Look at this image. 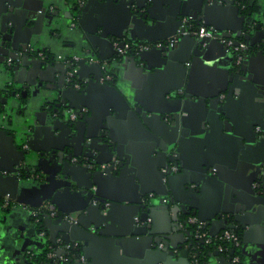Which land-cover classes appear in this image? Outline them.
<instances>
[{
  "label": "water",
  "instance_id": "obj_1",
  "mask_svg": "<svg viewBox=\"0 0 264 264\" xmlns=\"http://www.w3.org/2000/svg\"><path fill=\"white\" fill-rule=\"evenodd\" d=\"M50 1L52 10L49 9V0H12L10 3H5L0 12L3 19L2 24L12 21L8 15H5L7 10L12 7V11L15 10L18 14L26 15L28 24L46 26L49 23V18L58 17L61 14L59 12L61 6L57 2L61 0H56V3L53 0ZM103 2L107 9L119 7L124 10L126 25L119 32H100L94 36V39L106 40L108 47H111V53L107 57H102L91 52L85 55L87 60L82 58L78 61L76 68L80 74L79 78L83 79L81 75L83 70L87 71L90 76L82 89H76L70 84L60 90L63 88L62 86L55 97L53 88L42 82L21 81L18 71H21L25 66L24 59L27 56L26 54L19 55L18 50L20 48L22 51L26 50L30 42L18 40L17 42L14 39H7L6 42L0 41L1 46L7 47V52L3 55L14 60V65L8 69L0 68V171L1 165L3 170L7 171V174L0 173V199H8L24 208L27 206L25 198L32 195L33 190L40 194L43 190L48 191L42 199V223L39 228H46L47 222L50 221V223L65 224L72 232H81V235L71 240L67 231L59 229L64 233L59 232V235H56L59 236L58 239L56 236L52 239L50 234L45 240L44 251L53 249L56 257L66 256L67 260L63 264H69L71 259L67 245H72L70 249L76 250L78 246L81 248L78 243L89 244L91 239L99 235H112L123 239L126 243L137 240L142 243L148 240L149 243H152L153 248L157 247L159 254L163 255L167 252L172 255V249L176 246L170 247L168 244L177 239L176 237L182 239L174 242L175 245L188 246L191 243L189 240L192 238L191 230L182 229L179 226V220H182L185 215H196L199 220L207 223L218 222L223 229H234L235 226L244 229L246 225L255 224L264 232V185L253 186L256 177L251 179L252 181L247 187L249 193L243 194L241 198L243 206L240 209H221L211 215H204L205 217L198 210L199 207L196 204L198 199L195 193L201 191L200 180L215 181L221 176L222 171L219 165H214V162L217 161L212 155L203 154L196 167L199 172L197 178L187 179L185 177L189 172H186V166L180 162V158H183L180 153L185 149L186 144L181 139L184 120L179 113L186 111L192 113L194 106L199 105V101L202 102L197 95L191 97L192 91L189 92L188 85H184L180 81L163 91L162 101L164 102L162 103L164 107L153 112L152 115H147L149 110L142 102H138L137 105L135 101H132V89L129 87L127 90L124 83L127 73L132 69L159 75L171 65H178L177 67L181 71L180 78L187 79L194 74L197 63L200 60L203 61L206 55L214 50V47L221 49V57L225 58L226 48L220 42V38L231 36L236 39L241 37L248 45L257 48L254 54L246 52L245 58L239 65L235 63L232 54H227L226 59L231 63L228 81L232 82V76L247 71L252 57L264 56V36L260 39H250L251 32H255L253 29H259L260 25L252 23L255 19L247 13V6L245 14L241 15L242 22L236 28L237 31L230 29L231 32L225 33L222 31L223 28L218 25L219 16L222 11L229 8H233L238 13V0H169L168 10L177 20V25L175 28L161 33L162 29L157 28L160 18L154 14V6L147 5L148 0L144 3H141L140 0H104ZM85 5L86 3L78 15L79 24ZM71 17L68 16V19ZM182 17H187L192 22H202L212 26L216 31L214 37L197 38L194 35H182L172 46L157 47L153 45L149 49L131 52L128 57L117 55L112 44L113 41H118L122 45L125 40L134 44L164 40L177 32ZM255 18L257 19V17ZM62 27L66 28L64 24ZM183 43L187 46H183ZM213 45L215 46L212 47ZM91 47H94L93 42ZM185 53L187 55H184ZM151 56H154L152 64L149 63ZM103 61L108 64L109 70H112L110 82L100 81L102 76L100 66ZM3 62L4 59H1L0 63ZM40 62L45 64L46 60ZM60 64L64 68V63ZM95 69L98 72L97 75ZM39 80L42 81V79ZM91 83L94 87L104 90L108 96L106 99L111 110L118 112L122 106L131 108V111L138 116L137 123L146 126L151 131L147 139V148L152 153L156 182L159 186L145 191L146 197L142 201L131 202L136 209L141 208L138 215L140 223L130 222L127 226L131 229L125 228L123 232H108L105 228L108 226L112 208L118 204L116 197L109 193L112 183L119 181L123 173L122 169L127 167V155L123 152L128 149V145L114 136L116 124L111 116L102 119L101 125L98 120L99 125L97 126L92 120L95 114L94 110L90 111L89 116L83 112L87 111L85 107L89 108L84 102V95H86L84 93L89 91ZM64 84H66L65 81L62 82V85ZM228 88L230 89V87ZM218 96L219 94L216 93L208 98L209 108L223 102L224 105L226 104V97L222 99ZM54 98L58 99V102L52 103ZM53 104L54 107H52ZM61 104L65 105L64 108L67 111L72 110L77 113V119L69 120L67 111L60 112ZM160 125L167 126L169 135L158 129ZM252 125L259 127L257 133L254 131V138L251 140L255 144L263 139L264 125L256 121ZM167 128L163 127L164 130ZM23 144L27 145L26 149L22 148ZM38 144L42 146L37 147ZM170 164L177 165L178 170L176 172L169 169L165 172L161 170L168 168ZM262 166L264 167V165ZM253 172H256L257 176L264 175V168L257 167ZM177 186L179 190H182L177 191ZM76 189L77 192L84 195L79 208L80 218H76V215L69 210V201L60 200V197L69 196ZM251 204L255 206L251 208ZM185 207L188 210H185ZM189 208L194 210L190 211ZM250 208L252 212H249ZM51 210L56 211L55 216L50 215ZM163 214L174 223H171L169 229L159 230L155 228L156 221ZM224 215L232 217L230 219L229 217L223 218ZM147 217L151 218L150 222H147ZM38 237L44 236L39 235ZM116 240L119 244V239ZM232 252L231 249L230 254ZM183 253L188 257L187 247L183 249ZM212 254L217 257L219 264H230L226 257L216 250ZM83 257L85 258V256Z\"/></svg>",
  "mask_w": 264,
  "mask_h": 264
},
{
  "label": "crops",
  "instance_id": "obj_2",
  "mask_svg": "<svg viewBox=\"0 0 264 264\" xmlns=\"http://www.w3.org/2000/svg\"><path fill=\"white\" fill-rule=\"evenodd\" d=\"M11 1L0 0V12L3 10L4 4L10 3ZM53 1L56 3V0ZM78 1L83 2V5L86 3L80 24L78 23V29L69 30L65 27L63 28V24L65 26L68 23V27L70 26L71 18L68 19V16L74 14L75 9L73 5ZM103 1H57L58 5L61 6V9H59L61 14L58 17L52 16L49 18V23L46 26H32L28 24L26 15L22 13L18 14L15 10L12 11V7L5 14L12 19L10 23L5 24L4 22L2 24L3 19L0 14V41L4 40L6 42L7 39L29 41L28 46L31 45L37 50L47 48V51L52 54L46 59L45 64L38 61L32 55H26L27 57L24 59L25 66L22 67L23 69L21 71H18V76L21 81L42 82L52 87L54 96L57 97V91L60 87L62 88L63 86L60 89L63 90L67 85H62L63 66L54 60V54H77L80 57L79 61L82 58L85 59V55L91 52L102 57H107L111 53V47H108L106 40L102 38L97 40L94 39V36L100 32H119L126 25V22L124 10L119 7H110L107 9L103 5ZM238 1V13L233 8L222 11L218 19V25L223 28L222 31L225 33H229L231 30L237 31L236 28L242 22L241 15L246 12L245 9L240 12L241 5H245L247 6V13L251 14L255 19L252 23L260 25L259 29H253L255 32H251L250 39H260L264 36V0ZM140 2L144 3L147 0H140ZM48 5H52L50 0ZM147 5L154 6L153 12L160 18V23L157 28L162 29L161 33L176 27L177 20H175L168 10L170 7L169 0H148ZM104 8L106 9L103 10ZM192 24L194 26L205 25L202 22L198 24L192 22ZM262 41L263 38L261 39ZM90 42L94 43L93 48ZM155 42L144 43L153 44ZM183 46L186 47L187 44L183 43ZM6 48L4 46L0 47V60L2 55L7 52ZM220 50L218 47H214V50L204 58V60L206 59L205 61L200 60L197 63L194 74L187 77V79L180 78L179 73L181 71L177 67L178 65L169 66L159 75L153 72H140L132 69L124 79L127 90L129 87L132 89V101H135L137 105L139 104L138 102H142L149 110L147 111V115H152L153 112L161 110L160 108L164 107L162 103L164 102L162 101V92L168 90L180 81L184 85H188L190 90L188 91H192V98L197 95L202 100V102H198L199 105L194 106L192 113L186 111L180 112L179 115L184 120L181 139L186 145L185 149L180 153L183 157L180 158V162L186 166V172H189L185 177L187 179L197 178L199 172H197L198 169L196 167L200 163L203 154L212 155L214 160L217 161L214 162V165H219L222 171L221 176L215 181L200 180L201 186L199 188L201 191L195 193L198 203L196 201L193 202H196L199 207L197 209L200 210L203 216L211 215L221 209H240L243 206L241 198L245 192L249 193L247 187L252 181V178L256 177L254 178L255 182L253 186L256 184L260 186L264 185V175L257 176L256 172H253L257 167L264 168L262 166L264 165V135L262 136L263 139L258 143L253 144L251 142L254 138V131H258V126L254 127L252 123L256 121L264 125V56H259L258 58L252 57L247 71L235 74L232 76V82H230L228 81V72L231 68V63L226 59L227 54L230 52L226 51L225 58H222V51ZM250 53L254 54V52ZM130 55L131 52H128L124 54V57ZM184 55L187 54L185 53ZM153 60L154 56H151L149 63L152 64ZM94 71L97 75V70L95 69ZM110 71L112 70L110 69ZM87 73L85 70L81 72L85 82L90 77ZM78 75L80 76V74ZM39 79H42V81ZM89 86V91L84 93L86 94L84 95V102L89 106V108L85 107L87 109V112H85L86 116H89L90 111L94 110L95 114L92 120H94L97 126L99 125L98 120L101 125L102 119L111 116L115 122L114 124H116L114 136L128 145V149H125L123 152L127 155V167L122 169L123 173L119 181L112 183L109 193L116 197L118 204L112 208L108 226L105 228L108 232H123L125 228L127 230L131 229L127 226L130 222L135 221L140 223L139 219L136 220L135 218L138 217L141 208L136 209L135 205L131 202L137 200L142 201L146 197L145 191L159 186L156 182L155 163L152 160V153L147 148V139L151 131L146 126L137 123L138 116L131 111V108H123L122 106L118 112L111 110L106 99L108 96L104 93V90L94 87L92 83ZM227 87H230V89H227ZM216 93L222 99L226 97V104L224 105L223 102L209 108L208 98ZM54 101L57 102L58 99L54 98ZM219 107L221 108L219 109ZM163 127L167 128V126L160 125L158 129L169 135L168 128L164 130ZM41 146L38 144L37 147ZM2 169L3 166L1 165ZM176 188L178 189L179 187L177 186ZM181 190L178 189L177 191ZM47 192L43 190L40 194L33 190L32 195L26 196L25 198V202L27 203L26 207L21 208L18 204L14 203L8 209L0 210V264H38L30 258L27 253L28 250L37 257L41 256L44 252L45 240L48 235L50 236L51 234L52 239H54L56 235H59V229L67 231L69 233V239L71 240L81 235L79 231L72 232L65 224H55L48 221L47 227L43 228L45 235H47L38 237L40 234L36 229L37 225L30 217L29 209H40L41 212V207L43 206L42 199ZM83 198L84 195L77 192L76 189L73 194L60 197V200L69 201V210L76 215V218H80L81 213L79 212V208L82 205ZM253 206L255 205L251 204V208ZM251 208L249 212H252ZM185 210H188V208L185 207ZM189 210L192 211L194 209L189 208ZM91 214L93 215V213ZM187 216L185 215L182 217V220H179V226L182 229H189L188 226L180 225L183 218ZM222 217H229L230 219L232 216L224 215ZM85 218L88 219V217ZM146 220L150 222L151 218L147 217ZM171 223H174V221L169 220L163 214L157 218L155 228L166 230L171 227ZM205 223L206 229L211 236L228 229H223L218 222L215 224ZM236 228L240 231V245L238 247L240 264H263V230L255 224L246 225L244 229L240 226H235L234 229ZM63 231L60 233H64ZM58 237L56 236L57 239ZM176 238L172 242H169L171 244H168L170 247L176 246V248L172 249L173 254L170 255L163 251L165 253L161 255L158 253L159 250L157 247L155 246L153 248L152 243H149L148 240L142 243H139L138 240L126 243L123 239L112 235H99L91 239L89 244L84 245L81 242L78 243L81 245V248L78 246L76 249L78 255L74 254L72 256L71 252L73 251L68 249L71 253V255L69 253L71 259L68 263L192 264L189 255L186 257L183 253V249L187 246L175 245L174 242L182 239L179 237ZM184 238L187 237L184 236ZM116 239H119V244ZM213 251L215 249L207 253V259L204 261V264H219L217 257L212 254ZM80 256H85V258L83 257V262L78 261Z\"/></svg>",
  "mask_w": 264,
  "mask_h": 264
},
{
  "label": "built area",
  "instance_id": "obj_3",
  "mask_svg": "<svg viewBox=\"0 0 264 264\" xmlns=\"http://www.w3.org/2000/svg\"><path fill=\"white\" fill-rule=\"evenodd\" d=\"M179 28L177 29V32L169 37H167L164 40L157 41L153 44L150 43H141V44H134L131 41L125 40L122 45L119 44L118 41H113V47L116 50L117 55H124L128 52H137L144 49H149L151 46H157L160 47L162 45H174L179 36L182 35H195L197 38H203V37H214L216 31L212 26L208 25H198L194 26L191 21L187 17H182L180 20ZM237 41V42H236ZM220 42L224 45L226 48V51H229L233 57L234 61L237 65H239L242 62L244 51L247 49L248 44L246 41L242 39H236L234 37H221ZM38 55L41 58H44V55L40 52ZM60 58V57H59ZM63 63L65 65H71L70 63L73 61H77L76 57H67L65 59H62ZM7 61H10V58H7ZM101 69L103 70V74L100 77L101 82H108L112 79V75L108 73L109 70L108 64L103 61L101 63ZM76 72V67L72 68L70 67L67 73V76H72L73 73ZM77 88V86H74ZM70 118H74V114L71 113ZM257 130H259V127H257ZM24 147L26 148L27 145L25 144ZM73 160H75L73 158ZM169 169L172 172H176L178 169V166L175 164H170L168 168H162V171H166ZM7 205V202L4 203V206ZM30 214L36 216L40 214V209H31ZM56 211L51 210L50 215L55 216ZM42 217V216H41ZM136 220L139 218L136 217ZM36 222H39L38 220ZM181 226H188L191 229L192 237L196 241H202L205 244H216L215 250L226 257V259L230 262V264H240V257L238 255V247L240 245V236L237 232L234 231V229H225L221 233L211 236L207 229H206V223L202 220H199L194 215H188L184 218L183 223L180 224ZM40 235H43V232L40 231ZM223 243H231L232 245H224ZM77 246V245H73ZM160 246H162L160 244ZM72 245H67V248L70 249ZM233 250L232 254H230V250ZM80 260L83 261V257H79ZM67 260V257L64 255H60L59 257L55 256V253L53 252V249H47L46 255H45V262L43 264H63ZM190 260L192 264H198V259L196 257L195 253H192L190 255Z\"/></svg>",
  "mask_w": 264,
  "mask_h": 264
},
{
  "label": "flooded vegetation",
  "instance_id": "obj_4",
  "mask_svg": "<svg viewBox=\"0 0 264 264\" xmlns=\"http://www.w3.org/2000/svg\"><path fill=\"white\" fill-rule=\"evenodd\" d=\"M76 4L75 5H73V7L74 6H76V9H75V12H74V14L73 15H70V16H72L71 17V22L69 23V27H68V23H67V25H65L66 26V29H71V30H75V29H78L77 27L79 26L78 25V15H79V13H80V9L82 8V6H83V2H81V1H78V2H75ZM245 5L244 6H242L241 5V10H244L245 9ZM49 9L50 10H52V8H51V6L49 7ZM198 24V23H197ZM197 24H195V25H197ZM195 36V35H194ZM196 37V36H195ZM22 48H20V50H18V54L19 55H23V54H26V55H32L34 58H36L37 60H39V61H42V60H46V59H48L52 54L51 53H49V51H47V48H43V49H41V50H37V49H35L34 47H32L31 45L30 46H28L27 47V49L26 50H21ZM42 53L43 55H44V58H41L39 55H38V53ZM247 51L245 50L244 51V55H245V53H246ZM47 57V58H46ZM60 57V58H59ZM69 58V57H76L77 58V61H72L70 64L71 65H65L64 64V68H63V79H62V82H64L65 81V83H66V85H73V87L74 86H77V88L76 89H82L83 87H84V85H85V81H84V79H80L79 78V75H78V73H77V68H76V72L75 73H73V75L72 76H67V73H68V70H69V68L70 67H76V65L78 64V61H79V56L77 55V54H71V55H66V54H61V53H57V54H54V60L55 61H57V62H60V63H63V60L62 59H65V58ZM7 58H10V61L8 62L7 61ZM245 57L243 56V59H244ZM1 59H4V62L3 63H1L0 65H1V68H3V69H8L9 67H11L12 65H14V60L11 58V57H8V56H6V55H2V57H1ZM243 59H242V61H243ZM102 74H103V70H102ZM58 102V101H57ZM52 103H56L55 101H53ZM52 107H54V104H53V106ZM65 107V105H63V104H61V106H60V112H62V111H67V109L66 108H64ZM84 113L85 112H87L86 110H84L83 111ZM71 113H73L74 114V118L72 119V118H70V115H71ZM67 118L69 119V120H75V119H77V117H78V115H77V113H75V112H73L72 110H68L67 111ZM259 131V130H258ZM24 145L25 144H23V146H22V148L23 149H26L25 147H24ZM178 170V169H177ZM0 173H2V174H7V171H5V170H1L0 171ZM5 202H7V205L6 206H4V203ZM11 205H14V203L13 202H11L10 200H8V199H0V210H6V209H8L9 207H11ZM32 208H30L29 209V213H30V210H31ZM39 215H40V217H39ZM41 215H42V213L40 212V214H38V215H36V216H34V215H32V214H30V217H31V219H32V221H34V223L37 225L38 224V222H36L37 220L39 221L40 219H42V217H41ZM42 223V222H41ZM36 229H37V231H39V233H40V231H42L43 232V236H45V231L43 230V228H39V226H37L36 227ZM28 255L30 256V258H32L33 260H34V262H37V260H38V257L34 254V253H31V251L30 250H28ZM42 255H44V257L43 258H45V255H46V251H44L43 252V254ZM38 263V262H37ZM42 263V261L40 262V263H38V264H41Z\"/></svg>",
  "mask_w": 264,
  "mask_h": 264
},
{
  "label": "trees",
  "instance_id": "obj_5",
  "mask_svg": "<svg viewBox=\"0 0 264 264\" xmlns=\"http://www.w3.org/2000/svg\"><path fill=\"white\" fill-rule=\"evenodd\" d=\"M238 39H242V40H244V39L241 38V37L238 38ZM244 41H245V40H244ZM255 49H256L255 47L248 45L246 51H247V52H254ZM107 72L110 73V74L112 75V71L108 70ZM39 217H40V215H39ZM41 222H42V219L39 220L37 226H39V225L41 224ZM188 228L191 229L190 227H188ZM234 231L237 232L238 235L240 234V231H239L237 228L234 229ZM189 240L191 241L190 245L187 246V250H188V252H189V258H190V255H191L192 253H195V254H196V257H197V259H198V264H204V261L207 259V253H208L210 250L214 249L215 246H216V244H205V243H203V242L196 241L193 237H192V238H189ZM223 244L226 245V246H227V245H228V246H229V245H232L231 243H223ZM72 251H73V252H71V253H72V256H73L74 254H77V255H78L77 250H72ZM69 253H70V252H69ZM71 253H70V255H71ZM70 255H69V256H70ZM43 257H44V255L38 256V260H37V262L40 263V262L42 261L41 264H43V263L45 262V258H43Z\"/></svg>",
  "mask_w": 264,
  "mask_h": 264
}]
</instances>
